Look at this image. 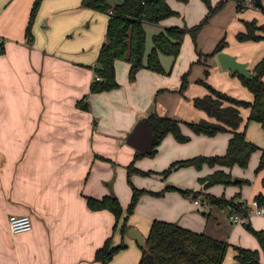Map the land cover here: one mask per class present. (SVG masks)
<instances>
[{
  "label": "crops",
  "instance_id": "obj_1",
  "mask_svg": "<svg viewBox=\"0 0 264 264\" xmlns=\"http://www.w3.org/2000/svg\"><path fill=\"white\" fill-rule=\"evenodd\" d=\"M34 1L0 0V34L8 38L0 54V264H138L142 249L129 234L124 237L127 248L107 263L97 260L98 249L113 234L116 216L109 209L93 210L88 204L89 197L114 194L126 209L133 194L127 177L133 161L139 170L150 171L134 174V183L154 192L171 184L199 191L197 198L202 199L206 193L226 198L241 193L237 199L242 201L264 195V171L255 174L261 151L253 153L247 168L206 163L201 168L177 167L167 177L161 173L176 160L225 154L233 136L231 131L214 136L197 134L185 123L217 121L194 103L196 97L209 93L197 81L201 72L190 76L185 95L176 92L182 74L196 59L195 54L183 52L187 35L169 74L143 68L132 81L130 63L119 59L116 70L120 87L92 93L94 65L106 38L108 14L84 7L82 0H43L33 25L34 41L30 42L26 30ZM169 2L179 14L163 19L160 27H183L178 19L182 8L190 26L208 12L203 0ZM250 3L246 0L244 9H237L240 26L234 30L233 41L226 39L228 46L223 51L248 62L252 70L264 56V39L241 42L237 38V33L247 28L245 21L256 19L264 24L261 7L252 10ZM246 11H253L254 17L244 19ZM222 32L219 29L206 45V53L215 49ZM166 57L161 55L164 66ZM210 62L208 81L214 87L253 101L254 94L222 66L217 55ZM83 99L89 102L88 108L83 107ZM153 110L180 120L182 131L191 139L181 142L168 133L156 155L135 158L140 150L130 145L127 137ZM250 111L241 107L240 129H246L248 140L264 149V129L261 123L248 120ZM221 168L237 180L248 179L253 184L219 183L205 188L200 178ZM233 213L228 206L203 208L192 196L167 190L162 195L143 194L129 223L147 236L153 220L162 219L226 239L232 245L261 249L245 223L264 229V215L235 222ZM12 214H29L32 229L13 233L9 226ZM122 239L118 229L113 242L118 244ZM235 256V248H229L223 264H235Z\"/></svg>",
  "mask_w": 264,
  "mask_h": 264
},
{
  "label": "trees",
  "instance_id": "obj_2",
  "mask_svg": "<svg viewBox=\"0 0 264 264\" xmlns=\"http://www.w3.org/2000/svg\"><path fill=\"white\" fill-rule=\"evenodd\" d=\"M184 3L190 0H178ZM208 6V13L197 24L193 26L180 27L170 26L153 35V47L147 52V30L145 22L159 23L163 19L178 15L169 0H123L112 4L109 0H82V5L95 11L106 13L109 16L105 41L100 49L97 62L94 65V79L92 80L90 91L92 93L110 91L120 87L117 78L116 61L125 60L130 63L129 79L135 80L138 72L143 68H148L158 73L169 74L162 61L161 55H169L177 58L181 53L185 37L190 33L197 42L199 33L210 21L226 0H222L217 5L212 0H203ZM238 10L244 9V1L237 0ZM43 0H35L28 27L26 30L27 38L30 42L34 41L33 25L38 10ZM255 6L258 4L251 0ZM264 11V8H261ZM246 30L239 31L237 38L241 42L261 41L264 39V24H259L258 20L245 21ZM228 46L226 38L221 39L215 49L207 53L208 56L217 55ZM256 73L253 78L237 75L242 83L254 94L253 101L235 97L227 92L217 89L209 82L200 80L209 90L204 96L194 99L197 107L204 109L210 116L217 121L201 119L199 121H186L185 123L197 134L214 136L220 132L231 131L233 136L229 140L227 151L223 155H197L194 157L176 160L163 172L167 177L173 169L180 166H195L201 168L204 164L211 166L221 165L233 167L239 165L247 167L254 152L261 151L260 162L257 172L264 171V149L247 138L246 129L241 130L243 121L241 107L251 109L248 117L249 121H257L262 124L264 129V56L251 70ZM209 74V70H206ZM188 73L182 76L180 91L188 88ZM83 107L88 108L89 102L84 103ZM148 120L155 125L154 132L156 138L153 142V149L144 153L138 151L135 158L144 155H156L158 146L163 138L172 133L177 140L187 142L191 139L190 135L184 134L181 121L174 117L161 115L157 110H153ZM149 174L150 171H142L134 166V161L128 169V181L132 185L133 194L131 201L124 209L117 195H105L102 198L89 197L88 204L93 210L109 209L114 212L116 222L113 234L106 240L105 244L98 249L96 258L102 263L111 261L114 256L122 249L128 247L124 237L128 234L131 227L130 216L135 212L141 196L145 193L162 195L167 190H179L181 193L197 198L201 192L190 188L168 184L162 191H151L147 188L138 187L132 180L133 173ZM204 187L222 183L225 185L249 183L248 179H234L233 175L224 169H217L213 173L200 178ZM264 184V176L262 180ZM205 199L210 204L228 206L232 212H241L247 215V210L242 208L243 201L237 199L238 196L226 198L206 193ZM261 204H264V195L259 193L255 196ZM246 227L257 237L261 249L248 248L240 245H233L236 250L235 264H264V229H255L248 221ZM120 229L123 239L120 243L114 244V233ZM232 244L225 239L216 238L206 232H198L178 223L162 219H154L150 231L146 236V247H141L142 255L138 264H223L228 249Z\"/></svg>",
  "mask_w": 264,
  "mask_h": 264
},
{
  "label": "rangeland",
  "instance_id": "obj_3",
  "mask_svg": "<svg viewBox=\"0 0 264 264\" xmlns=\"http://www.w3.org/2000/svg\"><path fill=\"white\" fill-rule=\"evenodd\" d=\"M109 1L112 4H114V3H117V2H121L123 0H109ZM221 1L222 0H214V2H213V0H212V3L214 5H217ZM250 4H251L250 6H251L252 10H255V5L253 3H250ZM237 5H238V1L237 0H226L224 5L219 9V11L213 17H211L210 21L203 27V29L199 33L197 42L194 40L193 36L190 33L187 34L188 37L186 36L187 39H186L184 47H183V52L186 53V54H195L196 55V59L193 60L189 64L188 69L183 73V74H185L186 72L188 73V80H189L188 86L190 85V76L193 75V74L198 76L200 72H201V75L202 74L203 75L199 76V78L197 79L198 83L200 85L206 86L203 83H201L200 80H204V81L209 82L208 80H209L210 75H211V71H212L211 65L212 64L210 62L211 56H208V54L205 52L206 45H208L210 43V41L217 35L216 32H218L219 29H222V31H223L221 39L226 37V39L228 41L229 40L233 41V37H235V35L233 34L234 30H237L239 28V26H240L239 25V21L236 20V15H237V12H238L237 11ZM207 8H208V6H207ZM248 10H251V9L249 8ZM182 11H183V13L181 14V16L178 17L180 25H183V27L190 26L189 20L184 17L185 8H182ZM260 12L264 13L263 10L260 11ZM206 14H205V16H206ZM218 14H219V16L216 18V16ZM252 15H253V11L252 12L246 11L244 13V17L243 18L244 19H249V17H250V19H252L251 17H254ZM195 24H197V22ZM226 25L229 26V28H226V30H224ZM145 27H146L147 35H148V49H147V52H148V51H151V49L153 47V35L156 33L155 31H157V29H162L161 31H163L166 27H160L158 23H151V22H145ZM171 58H173V57H171L169 55H167V57H166V64H165L166 66H168L167 63L171 60L170 61V66H168V67L165 66L167 68V70H171L172 69L173 60L175 58H173V59H171ZM206 70H209V74L206 73ZM183 74H182V76H183ZM214 81H216L215 78H214ZM199 84H196V85H199ZM181 85H182V78H181ZM180 89H181V86L176 92L180 93V94L183 93L185 95L187 89L184 90L183 92H181ZM224 92H226V91H224ZM247 167H249V165ZM247 167H245V168H247ZM134 174L135 175H137V174L142 175L141 173H138V172L133 173L132 174V180H133ZM255 174H258L257 168H256ZM255 174L253 173V175H255ZM234 179H236V177ZM249 183L253 184V181L250 180ZM131 187H132V185H131ZM211 194H213V193H211ZM127 205L128 204H126V207H127ZM214 205H216V204H213V206ZM245 228H247V227H245ZM233 245H235V244H233ZM233 245L231 247H229L230 250L233 247Z\"/></svg>",
  "mask_w": 264,
  "mask_h": 264
},
{
  "label": "water",
  "instance_id": "obj_4",
  "mask_svg": "<svg viewBox=\"0 0 264 264\" xmlns=\"http://www.w3.org/2000/svg\"><path fill=\"white\" fill-rule=\"evenodd\" d=\"M259 7L264 8V0H253ZM222 66L230 69L233 73H239L246 78H253L256 73L249 69V63L241 61L235 54L227 51H221L217 54ZM155 125L151 124L148 117L141 118L135 128L129 133L127 141L136 149L148 153L153 149V142L156 138L154 132ZM129 236L134 238L141 247H146V236L135 226H131L128 230Z\"/></svg>",
  "mask_w": 264,
  "mask_h": 264
},
{
  "label": "built area",
  "instance_id": "obj_5",
  "mask_svg": "<svg viewBox=\"0 0 264 264\" xmlns=\"http://www.w3.org/2000/svg\"><path fill=\"white\" fill-rule=\"evenodd\" d=\"M7 42L8 38L0 34V54L5 50ZM195 202L203 208H209L211 205L209 200L202 198H195ZM242 208L247 210V215L244 216L241 212H234L232 218L235 222L248 219L252 215H264V204H261L256 198L250 201L243 200ZM9 226L13 233L28 231L33 227V220L29 214H12L9 218Z\"/></svg>",
  "mask_w": 264,
  "mask_h": 264
}]
</instances>
